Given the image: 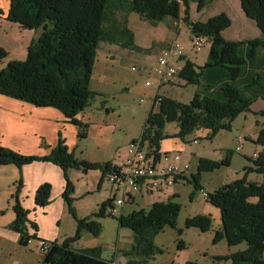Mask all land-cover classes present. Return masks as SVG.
<instances>
[{
	"label": "trees",
	"instance_id": "obj_1",
	"mask_svg": "<svg viewBox=\"0 0 264 264\" xmlns=\"http://www.w3.org/2000/svg\"><path fill=\"white\" fill-rule=\"evenodd\" d=\"M192 1L11 0L7 19L22 30L41 31V35L28 47L24 61H11L0 70V95L38 108H55L64 115L67 123L78 129V139L86 138L88 124L81 122L79 116L96 95L91 84L99 49L103 44L117 45L122 49L134 48V36L127 27V15L130 13H137L142 20L153 25L168 18L175 25L183 22L192 36H204L211 42L204 66L198 67L186 60L180 68L181 84L202 90L194 93L190 103L183 104L159 93L168 85L160 86L139 140L158 158L161 142L168 138L164 129L169 123L177 125L179 132L175 137L180 140L199 129L209 131L208 139H214L221 131H230L231 124L240 114L249 113L256 101L264 99V76L255 74L241 81L247 78L246 69L259 58L260 53H264V0H241L246 16L257 23L263 36L245 42H229L222 36V32L232 24L226 14L212 17L205 23L192 21ZM4 55L6 53L0 50V58ZM255 143L263 151L256 159L250 160L255 167L246 169V173L255 172L262 176V182L254 183L244 177L208 194L206 202L220 211L222 223L214 231V244L225 241L229 247L243 243L248 246L243 251L216 257L214 264H264V129ZM231 155L229 153L220 163L201 159L198 175L192 176L191 180L194 190H200L201 172L230 166ZM35 162L52 163L65 173L67 181L63 199L69 204V212L78 227L75 236L62 243L39 239L38 224L29 220L30 212L21 203L23 181L20 179L13 195L15 220L8 226L10 231L19 235V244L27 247L33 240L49 244L47 253L42 254V264H117L114 260L102 259L99 248H74L85 233L100 236L102 227L94 218H104L114 198L104 202L100 212L93 217L78 219L70 198L74 187L66 174L69 169H80L86 174L101 171L104 180L116 166L79 161L62 134H59L57 146L43 157L25 156L0 146V167L10 165L22 169ZM51 191L49 184L39 187L35 205L47 207ZM180 214L181 206L172 201L155 202L148 211L142 209L122 214L118 219L120 227L129 229L134 235V244L124 255L143 258L126 264H147V260L161 253L155 246V237L168 227L177 229ZM186 227L209 232L213 224L211 218L199 215L187 219Z\"/></svg>",
	"mask_w": 264,
	"mask_h": 264
},
{
	"label": "rangeland",
	"instance_id": "obj_2",
	"mask_svg": "<svg viewBox=\"0 0 264 264\" xmlns=\"http://www.w3.org/2000/svg\"><path fill=\"white\" fill-rule=\"evenodd\" d=\"M234 19L238 24L237 15ZM181 26L185 25L182 23L173 26L172 20L168 18L153 25L151 22L142 20L137 13H130L127 15V27L133 33L134 48L122 49L117 45H102V49L98 51L92 75L91 90L96 95L91 105L81 113L83 117L81 122L88 124V135L86 138L77 139V145L73 150L76 159L89 163H111L113 165L125 159L122 157L123 154L127 152L132 142L139 140L142 136L144 124L153 107V99L157 91L153 68L162 53L175 41L182 44L184 48V60L173 61L175 66L182 68L186 60L197 66H204L208 60L211 42L207 39L202 47L195 49L191 30L187 26L177 34ZM39 32L37 40L41 35V31ZM5 53L6 55L0 58V70L11 61L17 62L13 58H8V53ZM147 81L152 87L145 86ZM176 85H181V87ZM176 85H173L177 88L172 90L171 97L183 104L190 103L194 93L202 90V88L187 86L181 82ZM4 112L5 109L0 116V146L21 153L16 149L20 146V142L15 139L10 124L5 127L2 123ZM262 112H264V100L256 104L249 113L240 114L231 124L230 131H221L211 140L208 139L210 132L203 129L196 130L184 140H180L175 137L179 132L177 125L167 124L164 133L168 138L161 143L164 147H168L173 140L177 139L184 146L185 151L183 152L175 150L166 154H178L181 162L190 161L191 168L186 173V179L177 182L163 194L133 195V202L127 201L123 213L118 210L116 217L109 214L110 208L107 207L104 218H94L102 227L100 236L94 237L85 233L79 242L74 244V248L84 250L99 248L102 259L114 260L118 264L143 260L142 257L136 255L130 258L125 257L124 253L134 244V235L129 229L121 228L118 219L122 214L128 215L142 209L148 211L153 203L160 201L177 203L181 206V214L178 218L177 229L168 227L155 237V246L161 253L158 252L154 258L147 260V264H186L188 262L214 264L216 257H225L248 248L246 243L238 247H229L225 241L214 244V231L222 226L221 215L218 209L206 202L204 194L213 193L244 177L254 183L262 182V176L255 172L246 173V169L255 167L250 161L253 156L260 155L263 151L262 147L255 143L260 131L264 129ZM66 138L69 139V136ZM238 147H241V152L236 150ZM229 153H232L230 166H221L212 172H201L199 175L200 190L195 191L191 180L192 176L198 175L200 160L208 159L220 163ZM162 154L165 153L162 152ZM22 169L10 165L0 167V226L9 225L15 220L13 195L16 194L18 181L24 179ZM66 174L74 187V193L70 198L78 219H88L98 214L103 203L108 199H113L115 196L121 198V194H117L116 189L111 185L109 175L102 180L101 171L86 174L80 169H69ZM64 179L65 185L67 181L65 173ZM45 184L51 185L50 183ZM65 188L66 185L64 192ZM64 192L60 196L62 202H59L51 199V191L50 203L45 207L49 210L44 213L46 225L41 223V229L46 227L52 231L53 239L57 243L74 237L78 227L77 221L69 212V204L63 199ZM199 215L211 218L212 231L202 232L197 228L186 227L187 219ZM50 221L55 223L50 225L48 223ZM34 246L33 243L32 252L25 253L26 251L18 246L8 245L0 236V264H42L43 255Z\"/></svg>",
	"mask_w": 264,
	"mask_h": 264
},
{
	"label": "crops",
	"instance_id": "obj_3",
	"mask_svg": "<svg viewBox=\"0 0 264 264\" xmlns=\"http://www.w3.org/2000/svg\"><path fill=\"white\" fill-rule=\"evenodd\" d=\"M241 2V0H194L190 3V18L194 22L198 21L204 23L213 16L216 17L217 15L225 13L232 21L231 27L222 32V36L226 40L229 42H245L258 38L261 39L263 37L262 31L255 21L246 16L242 9ZM8 10H10V1L4 0V2H0V49L8 53V58L10 57L13 58V60L22 61L27 57L28 47L32 42L37 40L40 32L20 29L18 25L7 19ZM236 15L238 16V24L235 23L234 19ZM182 23L183 22L179 24ZM174 25L173 22V26ZM183 25L185 24L183 23ZM184 27L181 26L178 28L177 34H179ZM259 58H261V60ZM259 58V60L257 59L246 69L245 75L247 78L244 80L241 79L242 82L250 79V77L255 74L264 76V62L262 61L264 60L263 52L259 54ZM183 59L184 58L181 57L180 60L175 59L176 61L174 62L182 61ZM176 86L168 85L166 88L159 90V93H165L171 96L170 93L174 88H177ZM156 92H158V90ZM262 100L264 99L256 101L252 109ZM0 107V116L5 109L2 123L5 127L10 124L15 139L20 142V146L16 147V149L20 150L21 153L25 155H40L41 157L46 156L49 154L50 149L57 146L59 134L62 133L70 151L74 152L73 150L77 145L78 129L72 126V124L67 123L64 115L57 109L38 108L27 104V102L2 95H0ZM79 120H83L82 114L79 116ZM67 136H69V139L66 138ZM162 143L161 151L165 154L175 150L180 152L185 151L184 146H182L177 139L173 140L172 144L168 147H164ZM126 153H124L122 157L126 158ZM22 173L24 179L20 199L24 208L30 212L29 220L38 224L37 235L39 239L56 242L53 239L52 231H49L46 227L41 229V223L45 224L44 213L49 209L37 207L34 198L39 187L45 183H50L52 186L51 199L62 202L60 196L64 192V187L66 185H64V173L52 163H34L24 167ZM184 177H186V173ZM48 223L52 225L55 222L50 221ZM9 225L0 226V236L3 241L7 242L8 245L11 244L22 248V250L26 251L25 253L33 251L32 245L34 243L35 249L39 251L38 240L30 241L27 247L21 246L18 241L20 238L19 235L10 231L8 228ZM42 261L43 256L41 257V263Z\"/></svg>",
	"mask_w": 264,
	"mask_h": 264
},
{
	"label": "built area",
	"instance_id": "obj_4",
	"mask_svg": "<svg viewBox=\"0 0 264 264\" xmlns=\"http://www.w3.org/2000/svg\"><path fill=\"white\" fill-rule=\"evenodd\" d=\"M194 48L198 49L206 42L204 36H192ZM184 48L182 44L176 41L166 49L153 68V75L156 78L157 90L163 84L176 85L180 83V68L174 65L175 59L183 58ZM146 87H152L147 81ZM157 93V92H156ZM157 95L153 99L155 103ZM159 101V99H158ZM196 143V142H195ZM241 152V147L236 149ZM127 157L116 164L115 171L109 175L111 185L116 189L117 194H121V198L114 197V202L110 208V215L116 217L118 210L123 213L125 203L129 200L133 202V195L145 194L153 196L155 194H163L174 184L181 181L184 174L190 169V162H181L178 154H162L159 153L158 158L142 145L141 140L132 142L128 147ZM254 155L253 158H257ZM204 197L207 199L208 194ZM49 244L39 241V251L46 254Z\"/></svg>",
	"mask_w": 264,
	"mask_h": 264
}]
</instances>
